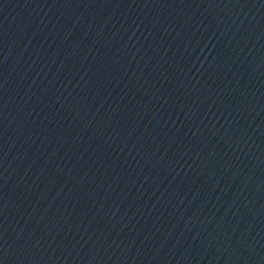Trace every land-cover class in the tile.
Wrapping results in <instances>:
<instances>
[{
  "label": "water",
  "instance_id": "water-1",
  "mask_svg": "<svg viewBox=\"0 0 264 264\" xmlns=\"http://www.w3.org/2000/svg\"><path fill=\"white\" fill-rule=\"evenodd\" d=\"M0 264H264V0H0Z\"/></svg>",
  "mask_w": 264,
  "mask_h": 264
}]
</instances>
